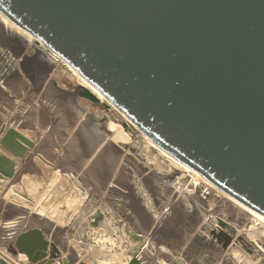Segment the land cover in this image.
Masks as SVG:
<instances>
[{"label": "water", "instance_id": "95a60500", "mask_svg": "<svg viewBox=\"0 0 264 264\" xmlns=\"http://www.w3.org/2000/svg\"><path fill=\"white\" fill-rule=\"evenodd\" d=\"M0 14L64 60L161 150L169 174H197L264 216V0H0ZM88 116L93 150L105 138L113 144L95 163L108 171L91 174L99 182L94 192L113 195L144 230L159 206L171 203L153 217L152 232L128 264H141L137 256L142 264H254L243 239L234 241L219 225L228 207L212 205L199 188L185 190L183 201L184 179L170 186L169 198L148 197L131 172L133 164L138 169L133 146L113 139L106 118ZM5 251L28 264L61 261L38 228L19 233Z\"/></svg>", "mask_w": 264, "mask_h": 264}, {"label": "rangeland", "instance_id": "374dc122", "mask_svg": "<svg viewBox=\"0 0 264 264\" xmlns=\"http://www.w3.org/2000/svg\"><path fill=\"white\" fill-rule=\"evenodd\" d=\"M91 104L65 83L34 44L0 22V247L12 244L20 229L4 231L2 226L20 218L29 220L23 229L45 230L55 243L77 250L89 264H128L143 246L128 220L103 212L95 201L102 190L83 186L86 175L108 171L95 163L107 156L101 154L104 148L113 146L105 138L102 149L93 150L97 146L91 142ZM131 151L138 165L137 170L130 166L138 188L151 198H169L170 186L182 178L134 145ZM130 210L139 216L135 212L140 208ZM96 212L101 213L98 219ZM137 260L143 263L142 256ZM5 262L9 264L0 255V264Z\"/></svg>", "mask_w": 264, "mask_h": 264}, {"label": "bare ground", "instance_id": "6f19581e", "mask_svg": "<svg viewBox=\"0 0 264 264\" xmlns=\"http://www.w3.org/2000/svg\"><path fill=\"white\" fill-rule=\"evenodd\" d=\"M0 22L6 28L15 32L17 35L21 36L29 43L34 44L36 48H38L46 56L49 62L53 64V68L59 73V76L64 78L66 84L71 87H82L94 97V101L89 106V108L96 115H100L106 118L109 122H111L114 130L113 139L116 140L117 143L122 145V143L125 142L132 146H140V148L147 152L149 156L152 155L153 157H155L156 162H163L164 165H166V167L170 170L169 164L163 152L159 150L156 146H154L150 141H148L134 126H132L128 121H126L124 117L107 100L100 96L93 87H91L87 82H85V80H83V78L75 70H73L71 66H69L56 54L48 50L44 45H42L41 43L33 39L31 36L26 34L24 31H22L20 28L9 22L1 14ZM125 154L128 155L129 151L127 150ZM181 177L185 180V186L182 188L181 191V194L184 195L183 201L188 198V195L185 194V190H189L190 187L193 189V192L195 189L199 188L201 189V191L204 190V192L209 194L208 200L212 205L217 203L219 204L220 202V206H222V208L223 205L224 208L228 207L227 210H224L227 211V213L225 212L226 218H222V220L220 218L221 216L218 217L219 219L217 218L220 223L219 225H223L221 227H224L225 231L228 232V234H232L234 241H237L238 239H243L241 243H239L241 244L242 249L251 253V258L255 257L256 255L254 264H259L260 260L264 258V216L257 214L256 212L248 209L239 202L233 200L229 196L223 194L208 182H204L197 174H181ZM83 186L88 190L94 189L97 187V182H95V178L93 176L89 175V177H86L84 179ZM180 198H182V196ZM95 201H97L98 204H101L102 210L106 215L109 216L114 213L113 215H122L124 219L128 220L131 230L135 232V236L140 239H146V235L152 232L153 217L157 218L159 214H164V212L168 209L169 205L171 204L169 202H165L160 205L157 212L151 215L149 220L145 221L147 223L148 229L144 230L143 228L137 225L134 219H132L131 215L129 214L126 208L117 204L113 195L109 193L100 192L98 195L96 194ZM213 210H215L216 213L220 211L219 207H215V209ZM28 221V219L20 218L12 222L8 226L5 225L7 227L2 226V228L4 227V231L6 230V228H9L10 230H16L18 228L21 229L22 227H24L23 225L27 224ZM234 241L232 245H239L237 242ZM230 248H232V246ZM137 252L139 251H136V253ZM0 255L9 264H16L15 261H13L4 253L0 252Z\"/></svg>", "mask_w": 264, "mask_h": 264}, {"label": "crops", "instance_id": "0c3cea01", "mask_svg": "<svg viewBox=\"0 0 264 264\" xmlns=\"http://www.w3.org/2000/svg\"><path fill=\"white\" fill-rule=\"evenodd\" d=\"M29 229H31V228H29ZM38 229H40L43 232L45 238L49 242L53 243L55 246H57L59 248V250L61 251V259H60L61 261L60 262H62V264L63 263H67V264H89L87 261L86 262L84 261L85 259L83 260L82 256L79 255L77 250H71V249L67 250L63 245H59V244L55 243L52 239H50L47 236V232L45 230H43L41 228H38ZM25 230L26 229H23V227H22L21 229H19L17 231V233L24 232ZM8 246H9V244H8ZM0 248L5 251L4 247H0ZM6 254L9 256V258L13 259L16 264H28V263H24L22 260L18 259V257H12L8 253H6ZM5 264H7V263L5 262Z\"/></svg>", "mask_w": 264, "mask_h": 264}, {"label": "flooded vegetation", "instance_id": "af4514ba", "mask_svg": "<svg viewBox=\"0 0 264 264\" xmlns=\"http://www.w3.org/2000/svg\"><path fill=\"white\" fill-rule=\"evenodd\" d=\"M31 222L34 224L33 221H31ZM34 225H35V224H34ZM59 251H60V250H59ZM60 253H61V251H60ZM59 262H60V261H55L53 264H60ZM11 264H14V263H11ZM103 264H108V263H107V261H106V263H103Z\"/></svg>", "mask_w": 264, "mask_h": 264}]
</instances>
